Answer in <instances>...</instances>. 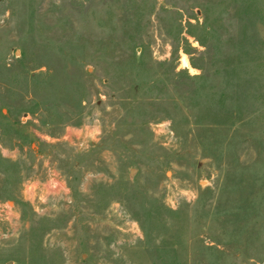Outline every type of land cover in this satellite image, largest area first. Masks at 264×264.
I'll return each instance as SVG.
<instances>
[{
    "label": "rangeland",
    "instance_id": "rangeland-1",
    "mask_svg": "<svg viewBox=\"0 0 264 264\" xmlns=\"http://www.w3.org/2000/svg\"><path fill=\"white\" fill-rule=\"evenodd\" d=\"M0 264H264V0H0Z\"/></svg>",
    "mask_w": 264,
    "mask_h": 264
},
{
    "label": "bare ground",
    "instance_id": "bare-ground-1",
    "mask_svg": "<svg viewBox=\"0 0 264 264\" xmlns=\"http://www.w3.org/2000/svg\"><path fill=\"white\" fill-rule=\"evenodd\" d=\"M182 61L185 66H189L188 60L185 57H183Z\"/></svg>",
    "mask_w": 264,
    "mask_h": 264
},
{
    "label": "water",
    "instance_id": "water-1",
    "mask_svg": "<svg viewBox=\"0 0 264 264\" xmlns=\"http://www.w3.org/2000/svg\"><path fill=\"white\" fill-rule=\"evenodd\" d=\"M133 172V171H132Z\"/></svg>",
    "mask_w": 264,
    "mask_h": 264
}]
</instances>
